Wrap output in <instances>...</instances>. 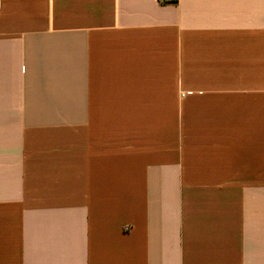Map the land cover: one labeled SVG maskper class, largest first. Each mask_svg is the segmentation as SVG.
<instances>
[{
  "label": "crops",
  "instance_id": "obj_1",
  "mask_svg": "<svg viewBox=\"0 0 264 264\" xmlns=\"http://www.w3.org/2000/svg\"><path fill=\"white\" fill-rule=\"evenodd\" d=\"M0 264H264V0H0Z\"/></svg>",
  "mask_w": 264,
  "mask_h": 264
}]
</instances>
